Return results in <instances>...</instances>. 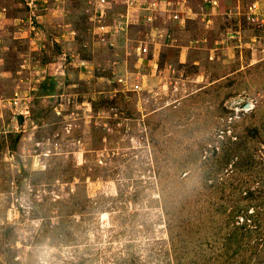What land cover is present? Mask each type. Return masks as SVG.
<instances>
[{"label": "rangeland", "instance_id": "1", "mask_svg": "<svg viewBox=\"0 0 264 264\" xmlns=\"http://www.w3.org/2000/svg\"><path fill=\"white\" fill-rule=\"evenodd\" d=\"M106 1L117 42L96 30L100 0L70 1L62 52L7 25L0 264H264V3L183 0L171 10L193 4V21L149 73L135 49L167 32V7L148 24ZM5 4L43 36L42 0Z\"/></svg>", "mask_w": 264, "mask_h": 264}, {"label": "crops", "instance_id": "2", "mask_svg": "<svg viewBox=\"0 0 264 264\" xmlns=\"http://www.w3.org/2000/svg\"><path fill=\"white\" fill-rule=\"evenodd\" d=\"M44 2V4L46 5L45 7H42L41 9V13L38 14V10H37V15L36 17L38 19H41L40 22L43 25V28L45 29L44 31L41 30L42 33V37L37 35L36 36H32V33L30 32V34L27 31L24 30H20V20L23 19L21 17H19L18 15H13V11L11 10V8L6 5V0H0V63L3 62V58L6 56L7 51L10 48V38L9 36H7V25L11 24L14 25L15 27H17L16 31H14L15 33V41L18 40H24V39H29V41L32 44V48H30V50L32 52H37V53H41V54H46V50H44L46 47H44V45L48 46L51 45L52 49H54V47H61L62 49L59 50H54L56 52H62L66 50V47L68 46V44L73 40V36L75 35V33L71 32V22L70 21V16H69V12H71V0H42ZM83 4H87L88 5V9H86L87 13L92 14L93 11V15H94V10H92L91 6H94L97 2V0H82ZM190 3L192 2H197L196 0H189ZM255 4H262L264 3V0H254ZM6 10V14L5 11ZM194 10V5L191 4L190 5V12H188L186 15L187 19L185 20H180V21H169L168 17L165 18L164 16L160 19L161 22V26H165L167 25V32H163V30L161 29H154L151 30V32H149V40H150V53L151 55L148 58H140L139 59V65L137 66V69H140L141 67L145 68L144 70H147V72H156L158 70V62H159V58L161 57L162 54V49L166 48V47H171L173 48L175 43L178 41L177 39L183 37V30L185 29V27L187 28V25H189L190 21L192 18L190 17L189 13L193 14V10ZM32 14V12H31ZM93 15L91 16V18L93 17ZM170 15V14H169ZM90 17V16H89ZM190 19V20H188ZM186 21V22H185ZM170 22V23H169ZM129 29V28H128ZM40 32V33H41ZM180 32V33H179ZM167 33V34H166ZM127 34V32H126ZM168 34H170L171 39H168L167 36ZM182 34V35H181ZM28 37V38H27ZM110 38H115V35L111 34ZM109 38V40H111ZM180 40V39H179ZM26 42H28L26 40ZM47 43V44H43V43ZM117 42V40H116ZM56 43V44H55ZM112 44V43H111ZM114 44V43H113ZM112 44V45H113ZM59 45V46H57ZM115 46V44L113 45ZM44 47V48H42ZM50 47V48H51ZM49 48V52L48 54H53L54 52H52V50ZM20 51V50H18ZM152 51V52H151ZM20 57H24V56H28V54L26 55L24 52H18ZM182 57V56H181ZM184 58V57H182ZM186 61H188V58L186 59ZM4 69L0 68V76L3 78H0V85L3 86L5 84V82L9 81L11 84L12 83H16V79H10L9 77L6 78L7 71H2ZM21 70H18L17 73H21ZM21 83H22V79H21ZM9 84V83H8ZM16 86L18 84H15ZM0 86V87H1ZM2 89V88H1ZM18 92V91H17ZM16 94V93H15Z\"/></svg>", "mask_w": 264, "mask_h": 264}, {"label": "built area", "instance_id": "3", "mask_svg": "<svg viewBox=\"0 0 264 264\" xmlns=\"http://www.w3.org/2000/svg\"><path fill=\"white\" fill-rule=\"evenodd\" d=\"M183 0H125V4H127V7L130 8L129 10H134V13H139L137 10L135 9H141V10H146V17H145V21L148 24L154 23L155 21L159 20L160 18V13L161 11L158 9H161V6H166L168 10H166V12L168 14H170L171 16H168V19L171 21H180L181 20V16L180 13L178 11V9L176 8L175 10H171V8L177 6L180 4V2H182ZM216 4L215 0H210L209 4ZM33 4V3H31ZM30 4V5H31ZM106 4L110 5V2H107L106 0H100V4L98 6L97 12L95 17H96V30H98L99 32L101 31L102 34H114L113 33V29L114 26L111 27V25H108L106 23V21L104 20L105 17L108 15V8L106 7ZM104 9H103V8ZM256 7V4L253 5V7H251L250 9H254ZM164 13V12H162ZM107 14V15H106ZM165 14V13H164ZM120 25L121 24V30H123V27H128L129 25L125 23L124 20H119L117 21ZM125 23V26H123V23ZM168 39H171L170 34H168L167 36ZM150 40L149 37H147L146 40L141 41L140 45L138 47H136V53L140 58H148L151 53H150ZM120 83H123L126 85V82H122V80H120ZM136 89H139V86L136 85L135 86ZM14 103L17 104V100H19V94L16 93L15 94V98L13 99ZM246 107V106H245ZM245 111V110H244Z\"/></svg>", "mask_w": 264, "mask_h": 264}]
</instances>
